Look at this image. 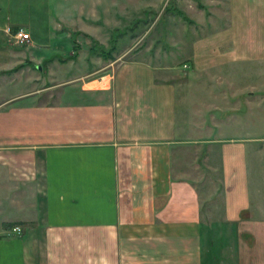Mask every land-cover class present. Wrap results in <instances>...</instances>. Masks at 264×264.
Returning a JSON list of instances; mask_svg holds the SVG:
<instances>
[{"label": "crops", "instance_id": "crops-1", "mask_svg": "<svg viewBox=\"0 0 264 264\" xmlns=\"http://www.w3.org/2000/svg\"><path fill=\"white\" fill-rule=\"evenodd\" d=\"M81 1L86 31L59 20L54 0H0V264H89L94 240L97 264H117L105 257L140 239L163 259L173 252L168 264H264L245 140L192 134L196 114L206 124L203 112H219L215 128L230 120L221 113L232 110L233 73L223 69L247 61V51L229 39L214 47L181 39L190 72L178 74L168 56L154 64L116 51L119 23L99 15L112 17L120 0ZM21 29L29 41H16ZM73 31L82 38L72 40ZM201 90L228 107L191 111ZM200 144L240 163L245 183L236 201L226 178L222 201L208 202L206 215L198 187L173 166L180 146Z\"/></svg>", "mask_w": 264, "mask_h": 264}, {"label": "rangeland", "instance_id": "rangeland-1", "mask_svg": "<svg viewBox=\"0 0 264 264\" xmlns=\"http://www.w3.org/2000/svg\"><path fill=\"white\" fill-rule=\"evenodd\" d=\"M82 3L81 0H54V8L57 6V18L65 20L74 29L89 30L83 25L85 21L80 17ZM120 3V10L118 12L115 10L112 17L102 16L103 10H100L101 15H99L103 21L114 18L119 23L123 35H121L122 41L119 42L120 48L116 49L118 52L129 51V56L149 57L153 59L154 64L168 56V63L178 68L175 70H178V74H183L187 70L183 69L186 54H183L182 48H179L181 39L192 40L194 36L207 38L208 41L211 40L209 45L213 47L220 43V39H229L235 41L240 52L247 51V61L233 64L232 69H223L225 72L233 73L231 80L233 87L231 91L228 89L226 91L231 98V113L227 108L228 101L225 107L224 102H221L219 97L215 98L211 91L201 90L192 98L199 108L191 107V111L204 110L207 106L215 104L227 108V112L221 114L231 116L230 120L225 121L226 125L221 124L215 128L212 115L220 120L222 119L219 117L220 113L201 112L206 124L202 119L197 120L196 114L193 123L200 122L201 125L199 128H194L196 130H193L192 134L198 140H207L206 138L213 140L225 138L234 142L245 140L244 146L247 147L249 157L253 213L256 218L263 219L264 0H120ZM201 4L206 9L200 8ZM176 8L183 11L193 23L179 16ZM91 16L94 18L93 15ZM71 37L74 41L82 38L77 31H73ZM226 46L231 52L230 44L227 43ZM208 49L210 47L207 46L206 50ZM218 93H221L219 88ZM229 97L227 96L228 100ZM231 147H233L232 156L238 155L240 144L233 143ZM231 152L232 150L229 153ZM173 166L176 178L192 182L200 190L204 215L207 214L206 210L210 202L222 201V189L226 178L227 185L237 190L233 193L232 199L241 200L245 183L240 177V163L234 162L228 154L224 155L219 148L208 153V148L202 144L180 146L174 153ZM226 199L227 197L224 196L223 200ZM92 242L95 246L90 245V253H93L89 256V264H97V256L94 252L97 241ZM117 242L114 245L119 244ZM130 243L120 241V244L114 248V253L116 252L117 255L106 256V260L117 264H168L172 257L173 261H176V256L171 255L173 252H170V257L165 256L163 259L162 249L160 251V247H153L149 241L140 239ZM173 250L176 251L175 248Z\"/></svg>", "mask_w": 264, "mask_h": 264}, {"label": "built area", "instance_id": "built-area-1", "mask_svg": "<svg viewBox=\"0 0 264 264\" xmlns=\"http://www.w3.org/2000/svg\"><path fill=\"white\" fill-rule=\"evenodd\" d=\"M8 31H10V29ZM14 38L16 39L17 42L23 43V42H27L30 40V34L26 33L23 29H21L14 35ZM13 232L17 234H21L22 229L20 227H15L13 229Z\"/></svg>", "mask_w": 264, "mask_h": 264}, {"label": "trees", "instance_id": "trees-1", "mask_svg": "<svg viewBox=\"0 0 264 264\" xmlns=\"http://www.w3.org/2000/svg\"><path fill=\"white\" fill-rule=\"evenodd\" d=\"M171 8V7H170ZM200 8H202V9H206V7L204 6V5H200ZM174 9V8H173ZM168 11H169V9H168ZM176 13L179 15V16H181V17H183L184 19H185V21H187V22H189V23H193V21L192 20H190L188 17H187V15L183 12V11H181V10H179L178 8H176ZM121 35H123V34H121ZM105 50V49H104ZM245 214H247V213H244L243 214V216H245ZM16 226V224H11L10 225V227H15Z\"/></svg>", "mask_w": 264, "mask_h": 264}]
</instances>
